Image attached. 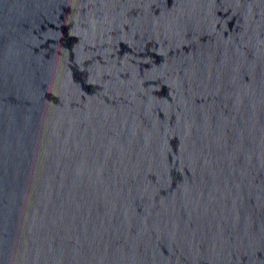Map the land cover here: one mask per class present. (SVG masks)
I'll return each instance as SVG.
<instances>
[{"label":"water","instance_id":"1","mask_svg":"<svg viewBox=\"0 0 264 264\" xmlns=\"http://www.w3.org/2000/svg\"><path fill=\"white\" fill-rule=\"evenodd\" d=\"M0 264H264V0H0Z\"/></svg>","mask_w":264,"mask_h":264}]
</instances>
